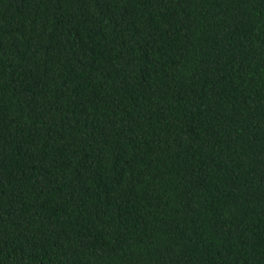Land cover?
Returning <instances> with one entry per match:
<instances>
[{"label":"trees","instance_id":"obj_1","mask_svg":"<svg viewBox=\"0 0 264 264\" xmlns=\"http://www.w3.org/2000/svg\"><path fill=\"white\" fill-rule=\"evenodd\" d=\"M0 264H264V0H0Z\"/></svg>","mask_w":264,"mask_h":264}]
</instances>
